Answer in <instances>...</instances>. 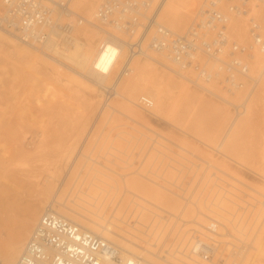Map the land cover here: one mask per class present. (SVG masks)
I'll return each instance as SVG.
<instances>
[{
    "label": "rangeland",
    "instance_id": "obj_1",
    "mask_svg": "<svg viewBox=\"0 0 264 264\" xmlns=\"http://www.w3.org/2000/svg\"><path fill=\"white\" fill-rule=\"evenodd\" d=\"M201 1L178 33L186 30ZM260 10L262 16L264 9ZM244 20L239 25L238 36L232 29L231 32L238 40L249 41ZM8 36L16 45L25 46ZM256 55H261L257 62L247 58L250 74L259 77L250 96H245L244 91L232 90L237 94L233 93L235 96L225 101L188 82L191 90L197 88L201 100L180 99L177 107L162 116L153 115L152 110L141 111L136 102L135 109L143 114L137 118L118 109L117 103L124 102L120 97L105 102L102 96L95 97V92L89 94L75 82L55 81L17 47L0 42V250L15 238L29 210L34 227L55 194L74 210L104 222L118 237L128 238L126 242L135 246V242L145 243L150 251H157L155 254H160L161 245L168 238L170 243L175 232L187 233L194 226L192 222L221 235L224 232L218 225H224L230 215H235L234 221L239 223L235 230L230 229L232 236L250 243L242 251L239 247L236 249V263L264 264V52ZM144 58L139 56L138 60L143 63ZM120 65L119 61L115 72ZM159 65L154 64L159 72L165 69ZM170 72L175 80H180ZM132 75L129 73L123 79ZM92 86L100 93L97 85ZM122 86L121 82L118 89ZM143 93L139 92L137 97ZM91 96L96 100L92 110L87 109ZM212 127L216 130L215 137L211 134ZM185 160L195 163L206 160L208 165L200 164L197 175L202 174L204 181L217 172L224 179L220 184L233 196L226 194L227 197L220 198L222 193L216 196L214 189L208 197L199 196L196 176L187 178V184L191 185L187 196L192 201H186V196L171 186L178 175L174 167ZM161 161H169L171 166L161 179L150 178L148 174ZM129 197L133 199L131 210L123 201ZM219 198L221 208L212 205L214 213L203 206L204 203L208 207ZM249 202L251 207L246 206V212L239 211L238 205ZM162 211L170 214L165 229L161 223L155 230L136 231V222L150 224L154 218V225L156 217L163 216ZM159 235L164 239L156 248ZM180 238L187 241L184 236ZM221 240L231 242L232 239ZM232 243L240 245L236 241ZM172 249L165 258L162 250V263L208 264L196 257L200 263L176 256L173 254L176 249Z\"/></svg>",
    "mask_w": 264,
    "mask_h": 264
},
{
    "label": "built area",
    "instance_id": "obj_2",
    "mask_svg": "<svg viewBox=\"0 0 264 264\" xmlns=\"http://www.w3.org/2000/svg\"><path fill=\"white\" fill-rule=\"evenodd\" d=\"M161 3L162 0H101L95 8L94 17L118 33L119 36L114 34L113 37L126 48L128 57L146 55L150 51L162 53L179 69L192 73L194 78L190 79L191 81L207 83L216 80L230 92L242 87L243 80L249 77L247 57L253 49L264 52V14L259 15L261 7H264V0H204L183 34H177L156 23L154 14ZM70 4L71 0H0V28L14 33L23 42L43 46L54 31H59L64 37L70 34V22L66 20L68 13H72ZM231 14L246 18L249 41L238 40L230 34ZM102 87L103 98L109 100L115 93L114 83ZM139 104L149 108L152 101L141 96ZM177 163L178 167L174 168L178 175L173 178L171 186L185 195L186 201H192L187 196L191 188V185L187 184V178L191 180L196 176L197 187H200L199 196L206 194L208 197L213 189L217 191L216 196L222 193L220 198H224L226 194L233 196V193L228 192L229 189L220 184L224 179L217 172L210 174L204 181L202 174L197 175L200 164L208 165L206 160L197 163L185 160L184 163ZM187 163L190 166L186 165ZM170 164L169 161H161L148 175H151L150 178L161 179ZM191 169L193 170L189 173ZM158 172L159 175H156ZM220 198L218 201H212L208 207L204 203L203 206L214 213L211 206L220 209ZM193 202L198 204V200ZM246 206L251 207L250 202L245 206L238 205L239 211H245ZM162 213V217H156L158 220L154 225V218L150 224L136 222V231L140 228H146V231L150 228L155 230L161 223H164L165 229L170 222V214L167 215L163 211ZM232 216L223 222L224 225H218L224 232L221 235L212 232L205 225L192 222L194 226L190 227L187 233L180 235L177 231L170 243L168 238L165 244L161 245L160 251L164 250L162 256H168V251L173 250V247L176 249L173 254L189 261L237 264L236 249L239 247L242 251L250 243L232 236L230 229L235 230L239 223L234 221L235 215ZM172 225L174 227V223ZM160 236L157 237L156 243L153 241L156 248L160 246L159 241L164 239ZM181 236L187 241L184 242ZM224 237L232 239L231 242L221 240ZM136 239L139 240L137 236ZM235 241L240 245L235 246L232 243ZM180 263L188 264L187 261ZM14 264L151 263L59 215L56 211L44 209Z\"/></svg>",
    "mask_w": 264,
    "mask_h": 264
},
{
    "label": "bare ground",
    "instance_id": "obj_3",
    "mask_svg": "<svg viewBox=\"0 0 264 264\" xmlns=\"http://www.w3.org/2000/svg\"><path fill=\"white\" fill-rule=\"evenodd\" d=\"M100 1L101 0H71L70 8L72 13H68L66 16V20L70 22L71 31L67 37L60 35L59 31H54L49 37L48 42L43 46H39L37 43L29 44L23 42L15 36L14 33L7 32L0 28V42H7L12 47H17L19 51L31 61V63L34 62L37 64L42 68L44 74L52 77L55 81L65 80L66 82H75L77 87L89 94L95 92V97H98L99 95L103 98L102 86H108L114 83V95L109 100L103 98V101L107 102L118 96L124 101L123 103H117L118 109L132 113V115L137 116V118H140L143 114L135 109L136 102L137 105L141 107V111L152 110L151 113L153 115L162 116L167 113L168 110L174 109L175 106L177 107L180 99H186L188 101L201 100L197 88L193 87L194 90H191L190 88L192 87H190L188 82L205 89L206 92L214 94L225 101H230L228 99L233 97L235 93L237 94V92L234 91H244L245 96H250L255 90L259 77L258 75H251L250 72L249 77L243 80L242 87L234 90L233 94L232 90L231 92L226 91L224 88L223 90L220 83L216 80L207 83L191 81L190 79L194 78L192 73L179 69V67L162 53L150 51L146 55H142L141 58L145 57L143 63L138 60V55L128 57L126 48L118 43L113 37L114 34L118 35V33L106 24L95 19V8ZM198 1L199 0H162L161 5L154 14L156 17L155 21L162 26L165 25L164 27L177 34H183L189 28L190 23L185 31L181 33L178 32L185 27L187 20L198 4ZM203 1L204 0L201 1L197 10L202 5ZM261 8L264 9V7ZM81 12L84 15H82ZM158 17L160 21L158 20ZM242 18V16L231 14L230 34H232V32H235L237 36L240 34L238 28L241 23H244V18ZM161 21L164 25L160 23ZM245 23L246 34L248 37L247 22ZM81 24L82 26H80ZM89 25L93 28H90ZM237 30L239 33H237ZM99 31H101L102 34H99ZM262 31H264V26ZM6 33L13 36L25 46L16 45ZM253 51V54L251 53L247 58L249 60L255 59L257 62L261 55H256L259 51L256 50V53ZM154 53L162 57L172 66H169L166 62L156 58ZM119 61L121 65L119 66L118 71L115 72ZM156 62L165 66V69H163L166 70V72L161 70L162 73L160 74L161 71L159 72L154 67V64L159 65L156 64ZM173 66H175V68ZM170 70L177 74V76H175L180 80H175L170 74L172 73ZM129 73H133V75L130 78L123 79V77L127 76ZM113 74L114 76L112 78L111 76ZM110 77L111 80L106 81V79L108 78L109 80ZM121 82L123 86L121 89H118ZM92 85H97L100 88V93L96 92ZM139 92L144 93L137 97ZM174 94H176L175 98H173ZM141 96L148 97L152 101V105L149 108H144L139 104V98ZM237 96L238 95H236L235 98H237ZM95 102V98L91 96L87 103V109L92 110ZM177 102L178 104H176ZM211 131V134L214 133L213 137H215L216 130H213L212 127ZM47 188L46 191L49 190H47ZM49 191L47 193H49ZM44 193L45 191L42 195H44ZM123 201L125 202L126 208L130 210L133 208V199H131V197L125 198ZM44 209L56 211L59 215L79 224L81 227L102 236L116 245H122L121 247L126 248V250L128 249L135 255L137 254L143 257V259L151 264H164L161 261L162 256L160 255L162 251L160 254H155L157 251H150L151 248L149 247V249L145 243L135 242V246L133 245L134 243L130 244L126 242L128 238L122 239V237H118V234L112 232L104 222H98L94 216L74 210L70 204L66 201H61L55 194L54 197H51L46 203ZM33 222L34 218H32V214L29 210L27 211L25 219L21 221L15 238L6 247L0 250V264L15 263L28 238V233L32 228Z\"/></svg>",
    "mask_w": 264,
    "mask_h": 264
}]
</instances>
